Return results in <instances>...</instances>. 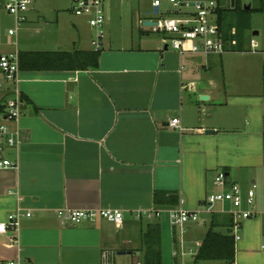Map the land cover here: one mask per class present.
I'll use <instances>...</instances> for the list:
<instances>
[{"label":"crops","instance_id":"0c3cea01","mask_svg":"<svg viewBox=\"0 0 264 264\" xmlns=\"http://www.w3.org/2000/svg\"><path fill=\"white\" fill-rule=\"evenodd\" d=\"M5 1L0 0V54L94 50L95 32L79 26L72 14L33 0L27 20L17 22ZM146 19L151 18L139 14L140 22ZM135 23L114 29L107 12L109 36L97 67L62 68L61 59L46 54L50 66L33 69L26 66L28 58L20 57L25 104L20 119L8 125L20 128L25 138L10 147L0 134V159L19 163L0 167V221L18 207L32 215L22 217L18 232L0 233V264L12 259L101 264L106 249L127 251L121 255H131L134 264L133 253H142L150 222L161 224L162 250L165 239L178 264L174 251L181 234L169 215L146 220L135 213L178 206L181 200L185 207L201 210V221L189 223L184 234V264H264L263 55L239 66L226 57L229 52L182 54L169 35L153 36L145 29L140 34ZM226 65L235 75L229 70L226 76ZM1 74L0 106H5L13 92ZM175 117L181 119L180 128L169 126ZM221 171L245 190L257 185L250 208L258 214L243 221L233 263H194L214 215L222 222L231 216L204 211L203 201L217 191L215 178ZM172 196L175 203L169 201ZM64 207L114 208L125 219L121 227L103 217L73 224L58 215ZM218 230L228 231L224 225Z\"/></svg>","mask_w":264,"mask_h":264},{"label":"built area","instance_id":"2783aa9c","mask_svg":"<svg viewBox=\"0 0 264 264\" xmlns=\"http://www.w3.org/2000/svg\"><path fill=\"white\" fill-rule=\"evenodd\" d=\"M107 0H72V12L77 16L87 18L88 23L95 30L92 39L94 50L99 51L103 47L105 39V27L107 22L106 11ZM153 9L159 7L157 13H161L162 0H151ZM180 11L174 17L161 18L154 27L159 31L168 33L170 43L174 49L180 53H205V54H223L226 52L252 53L264 55V40H259L257 35L253 33L248 37L246 46L239 48V40L237 38V27L233 26L226 34L218 21V8L220 4L218 0H169ZM232 0L222 1L224 6H231ZM33 0H6L5 9L9 14L15 17L17 22H24L28 18V11L31 8ZM221 4V5H222ZM184 9L185 11H181ZM11 34L15 33V29L10 30ZM227 35V36H226ZM0 72L5 77L7 85L11 88L13 94L7 100L3 110H0V134L6 137L7 144L14 147L21 143L24 138V132L19 128L12 129L9 121H18L23 113L25 104L22 91L19 87L20 82V53L18 50L0 54ZM4 86L0 82V89ZM193 86V84H192ZM170 127L180 128L181 119L173 118ZM4 146L0 141V150ZM18 161L9 158L0 159V167L18 166ZM215 184L221 188L217 192L209 194L203 201L206 208L204 211L215 213L214 206L216 203H223V207L219 212L228 213L233 218L231 232L235 240L241 238L240 230L243 221L257 215V211L250 208L255 203L256 188L254 183L251 188L245 190L238 183H230L226 172L221 171L215 178ZM230 203V207H224V203ZM183 200L178 206L165 209H148L138 210L135 216L139 219H153L167 213L170 217L172 225L179 229L180 247L174 251V255L184 256L186 246L184 234L187 231L188 224L191 222H200L199 209H190L183 205ZM32 212H24L18 207L14 212L10 213L5 221H0V233L9 230L17 231L21 227L22 217L31 216ZM60 218L69 223L77 224L83 221H95L98 217L121 227L124 223L125 215L122 210L114 208H74L64 207L58 210ZM201 245V244H200ZM182 252V253H181ZM190 253L195 254L193 249ZM4 264H26L21 259H12ZM101 264H116V251L106 249L102 253ZM137 264H142L138 262Z\"/></svg>","mask_w":264,"mask_h":264},{"label":"trees","instance_id":"16d2710c","mask_svg":"<svg viewBox=\"0 0 264 264\" xmlns=\"http://www.w3.org/2000/svg\"><path fill=\"white\" fill-rule=\"evenodd\" d=\"M218 21L222 30L227 34L233 27H237V38L239 40L238 47L244 48L248 37L253 33L251 27V18L254 10L264 12V5L260 8L241 7L239 0H234L231 6H224L219 1ZM222 4V5H221ZM227 36V35H226ZM100 51L91 50H75L72 52H48V55H54L61 59L59 64L62 68H69L71 70H85L91 67H97L99 64ZM45 53L23 52L20 57L28 58L29 62L26 64L29 68H43L50 66L45 62ZM35 58L41 61L36 62ZM23 62V61H22ZM24 66V65H23ZM4 106H0L3 110ZM159 200V193L156 195ZM173 200V196L169 201ZM175 199L173 203H175ZM226 217V216H225ZM219 215H214L202 245L199 247L195 256L194 263L219 261L224 263H233L236 259V241L231 232L233 218L228 216L225 221ZM226 226L227 232L219 229V226ZM134 252V251H132ZM135 254V253H133ZM142 264H163V250H162V229L160 223L150 222L146 225L143 233V251L140 254Z\"/></svg>","mask_w":264,"mask_h":264},{"label":"rangeland","instance_id":"374dc122","mask_svg":"<svg viewBox=\"0 0 264 264\" xmlns=\"http://www.w3.org/2000/svg\"><path fill=\"white\" fill-rule=\"evenodd\" d=\"M162 1L163 2L161 6V13L154 12V9L151 5L150 0H107L106 10L108 12V15H110L111 23L114 26V29L119 28L120 26H123L124 23L126 26L128 25V22L131 21L134 23L136 22L134 28L136 29V31H138V33L141 34L142 30L145 29V30H149L150 31L149 33L153 36L159 35L163 37L166 35L168 36V33L159 31L154 26L144 25L142 22L139 21V14L140 16H142L145 13V15L150 17L151 20H159L161 18L174 17L176 16V13L180 11L169 0H162ZM218 1L222 3V1H225V0H218ZM239 1H240L241 7H246L247 5H251V7L256 9L264 5V0H239ZM46 2L50 9H53V8H56L58 10L61 9V12L62 13L64 12L65 15H67V13L72 14V19L74 21L75 20L81 21V23H79V26H81L85 30H87L88 28L92 30L93 32H95L94 28L90 26L88 22H86V19L84 17L77 16L76 14L72 12V5L70 7V2H72V0H46ZM69 7L71 8L70 12L68 11ZM181 11H185V10L182 9ZM134 14H136L135 19H134ZM252 25L255 27V29L259 30L260 32L259 35H257V38L259 40H264V12L254 10L253 15H252ZM105 31H106L105 37L109 36V32L106 28H105ZM236 53L235 54L234 52L226 53L227 54L226 57H229V58L231 57L230 59L233 58L235 63H239V66L244 65L249 59L250 60L253 59L254 61H256L259 58H262V55H263V54L254 55L252 53H239V52H236ZM226 57L224 59L225 62L227 61ZM230 68L231 67L226 65L225 69H228L227 71L224 72L226 76L229 75L228 72ZM201 70L206 71L205 69H201ZM230 72L232 74L234 73L233 75H235V70L231 69ZM3 78L5 80L4 76ZM235 79L240 80L239 77H235ZM215 190L219 191L220 188L216 186ZM222 207H223V203L218 202L215 204L214 209L219 210ZM224 207H227V208L230 207V203L229 202L224 203ZM202 216L203 215H201V217ZM204 216H206V214H204ZM163 250H164L163 254L165 256V264H174L173 256L171 253L172 250L170 246L167 245V242L165 243V239L163 242ZM169 253H170V260H169ZM185 253H187L186 250H185ZM179 258L180 259H178V264H181V263L184 264L181 259L182 256H179ZM185 258H186L185 262L189 263L191 261L189 255H187ZM132 261H133V258L131 255H121L118 253V251H116V264H133Z\"/></svg>","mask_w":264,"mask_h":264},{"label":"water","instance_id":"95a60500","mask_svg":"<svg viewBox=\"0 0 264 264\" xmlns=\"http://www.w3.org/2000/svg\"><path fill=\"white\" fill-rule=\"evenodd\" d=\"M233 4H234V0H233ZM247 8H250L251 7V5H247L246 6ZM159 11V7H155L154 8V12L155 13H157ZM143 24L144 25H148V26H154V25H157L158 24V21L157 20H151V19H146V20H144L143 21ZM259 30H254L253 31V34L254 35H259ZM201 98L202 99H208V95H202L201 96ZM207 132H211V133H214L215 132V130L214 129H207ZM127 251H119V254H124V253H126ZM135 260H134V264H137L138 262H140L141 261V257H140V255H139V253H136L135 255Z\"/></svg>","mask_w":264,"mask_h":264}]
</instances>
